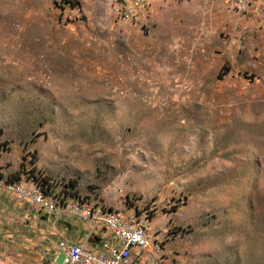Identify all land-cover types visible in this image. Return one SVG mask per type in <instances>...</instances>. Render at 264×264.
Here are the masks:
<instances>
[{
	"label": "rangeland",
	"instance_id": "rangeland-1",
	"mask_svg": "<svg viewBox=\"0 0 264 264\" xmlns=\"http://www.w3.org/2000/svg\"><path fill=\"white\" fill-rule=\"evenodd\" d=\"M69 1L0 0V175L146 215L161 264H264V0L130 18L120 0ZM1 192L25 211L0 219V264H56L54 238L89 234L72 201Z\"/></svg>",
	"mask_w": 264,
	"mask_h": 264
},
{
	"label": "built area",
	"instance_id": "built-area-1",
	"mask_svg": "<svg viewBox=\"0 0 264 264\" xmlns=\"http://www.w3.org/2000/svg\"><path fill=\"white\" fill-rule=\"evenodd\" d=\"M120 1L118 13L130 18L138 10L165 0ZM257 1L231 0L233 6L244 13L255 7ZM69 186L70 182L69 185L61 183L60 179L42 173L19 182L0 175V191L16 193L18 198L48 212H64L65 201H72L71 213L88 223L89 235L83 241L73 243L60 238L56 245L57 264H161L159 244L153 245L148 255L145 253L150 244L149 217L141 215L128 220L117 211L90 207L89 202L73 198Z\"/></svg>",
	"mask_w": 264,
	"mask_h": 264
},
{
	"label": "crops",
	"instance_id": "crops-1",
	"mask_svg": "<svg viewBox=\"0 0 264 264\" xmlns=\"http://www.w3.org/2000/svg\"><path fill=\"white\" fill-rule=\"evenodd\" d=\"M5 195L6 194H4V193H2L0 191V219L3 218V217H5V216L6 217H9V218H13V216L15 217V215H16L17 212L22 213V212L25 211V207L19 208V205H16V203L11 199V197H7L9 195H6V196ZM3 207H5V211H6V213L4 215H3V211L4 210H1ZM13 225H14V222L11 223L10 228H12ZM10 228H8V229L10 230ZM73 229L75 230L74 233H75L76 236H75V238L73 240H69V241L70 242H73V243H79V242L83 241L85 238H82L81 237V234H80V225L79 224L78 225H75V228H73ZM60 238H65V237L60 234V236L54 238L55 239L54 240V250H55V252H56L57 242L60 240ZM66 240H68V239H66ZM94 243H96V241ZM57 262L58 261H56V264H57Z\"/></svg>",
	"mask_w": 264,
	"mask_h": 264
},
{
	"label": "trees",
	"instance_id": "trees-1",
	"mask_svg": "<svg viewBox=\"0 0 264 264\" xmlns=\"http://www.w3.org/2000/svg\"><path fill=\"white\" fill-rule=\"evenodd\" d=\"M63 3L69 5L70 7H74V3H72V2L69 1V0H63ZM70 184H71V183H70ZM71 186H72V185H71Z\"/></svg>",
	"mask_w": 264,
	"mask_h": 264
}]
</instances>
